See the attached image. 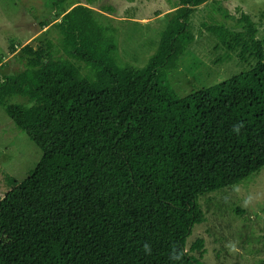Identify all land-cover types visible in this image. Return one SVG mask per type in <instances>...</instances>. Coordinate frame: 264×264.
Here are the masks:
<instances>
[{
	"label": "trees",
	"instance_id": "1",
	"mask_svg": "<svg viewBox=\"0 0 264 264\" xmlns=\"http://www.w3.org/2000/svg\"><path fill=\"white\" fill-rule=\"evenodd\" d=\"M74 1L54 23L66 57L50 39L22 45L24 69L0 80V104L42 151L0 199V264H204L207 236L188 239L206 219L200 196L264 167V25L218 0H177L140 67L119 61L97 0ZM209 4L224 17L204 25L224 51L214 62L236 56L245 69L182 96L163 75Z\"/></svg>",
	"mask_w": 264,
	"mask_h": 264
},
{
	"label": "rangeland",
	"instance_id": "2",
	"mask_svg": "<svg viewBox=\"0 0 264 264\" xmlns=\"http://www.w3.org/2000/svg\"><path fill=\"white\" fill-rule=\"evenodd\" d=\"M54 1L0 0V80L24 69L22 45L29 43L37 47L50 39L55 45L56 56L66 57L54 23L60 21L76 1L70 0L66 8L56 7ZM218 1L236 18L245 11L255 15V19L264 25V0ZM176 2L97 0L90 7L96 11L98 20L114 34L119 45V61L143 67L156 52ZM108 6L113 7L112 11L106 9ZM216 13L214 5L209 4L192 15L194 40L181 54L180 66L163 75L179 95L184 96L245 69L242 63L239 65L236 56L229 61L214 62L216 55L224 51L214 50L216 36L204 25L216 24L224 18ZM43 23L47 25L43 26ZM13 44L16 51H12ZM82 66L83 72L87 73L83 63ZM11 101L27 102V98L15 95ZM41 155V149L15 125L0 104V199L27 177ZM199 203L206 219L204 223L195 224L188 239L191 241L197 233L207 236L208 252L204 264L216 262L214 253L217 251L226 255L223 264H233L235 258L240 264H264V167L240 184L200 196Z\"/></svg>",
	"mask_w": 264,
	"mask_h": 264
}]
</instances>
